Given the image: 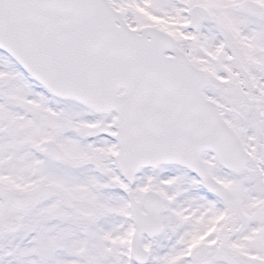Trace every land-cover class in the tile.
I'll use <instances>...</instances> for the list:
<instances>
[{"label": "snow or ice", "instance_id": "snow-or-ice-1", "mask_svg": "<svg viewBox=\"0 0 264 264\" xmlns=\"http://www.w3.org/2000/svg\"><path fill=\"white\" fill-rule=\"evenodd\" d=\"M0 264H264V0H0Z\"/></svg>", "mask_w": 264, "mask_h": 264}]
</instances>
